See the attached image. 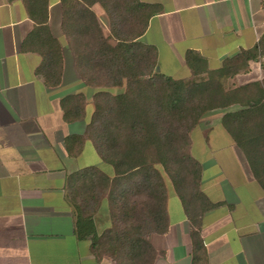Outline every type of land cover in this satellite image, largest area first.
<instances>
[{
    "label": "crops",
    "instance_id": "obj_1",
    "mask_svg": "<svg viewBox=\"0 0 264 264\" xmlns=\"http://www.w3.org/2000/svg\"><path fill=\"white\" fill-rule=\"evenodd\" d=\"M139 1L157 9L138 40L155 48L156 72L173 79L198 76L188 53L216 71L264 31L263 0ZM91 10L108 36L104 9L94 3ZM62 16L61 0H48V33L62 55L59 82L49 85L40 71L44 59L34 48L40 46L42 26L22 0H0V264H116L92 250L119 211L110 198L113 167L101 160L85 128L95 93L115 94L122 87L84 81ZM108 42L117 47L113 38ZM261 61L224 78V87L263 79ZM73 94L85 98L84 117L66 121L62 100ZM224 112H211L190 132V155L201 166L199 191L209 207L198 216L204 200L187 199L186 205L164 178L167 227L148 235L156 251L153 264H264V183L226 130ZM89 168L112 180L97 199L85 189L91 181L82 179ZM194 231L201 244L197 254Z\"/></svg>",
    "mask_w": 264,
    "mask_h": 264
},
{
    "label": "trees",
    "instance_id": "obj_2",
    "mask_svg": "<svg viewBox=\"0 0 264 264\" xmlns=\"http://www.w3.org/2000/svg\"><path fill=\"white\" fill-rule=\"evenodd\" d=\"M22 1L29 17L42 26L40 46H34L44 59L40 71L47 84H57L62 55L58 40L48 33V0ZM94 3L108 16V36L91 10ZM61 4L62 29L81 77L92 87H122L115 94L102 89L95 93L94 112L85 128L101 160L113 167L110 198L119 211L92 250L116 264H153L156 251L148 235L167 227L164 175L186 205L187 199L204 200L198 216L209 207L198 187L201 166L189 151L190 132L202 118L225 111L226 130L264 183V78L233 89L223 84L224 78L264 58V31L257 43L225 59L216 71L203 68L202 59L188 53L187 62L198 75L188 81L156 72L155 48L138 40L156 6L139 0H61ZM110 38L117 42L116 48L109 44ZM84 100L82 94L62 100L66 121L84 117ZM84 172L82 179L91 181L85 187L91 197L104 195L112 180L97 168ZM197 236L194 231L195 253L201 246Z\"/></svg>",
    "mask_w": 264,
    "mask_h": 264
},
{
    "label": "rangeland",
    "instance_id": "obj_3",
    "mask_svg": "<svg viewBox=\"0 0 264 264\" xmlns=\"http://www.w3.org/2000/svg\"><path fill=\"white\" fill-rule=\"evenodd\" d=\"M263 63H264V62L261 61V64H262L261 66H264ZM258 67H259V66H258ZM259 72H260V73H259L258 76H259V78H262V77L264 76V70H263V69H259ZM164 176H165L164 178L167 180L168 178L166 177V175H164Z\"/></svg>",
    "mask_w": 264,
    "mask_h": 264
},
{
    "label": "water",
    "instance_id": "obj_4",
    "mask_svg": "<svg viewBox=\"0 0 264 264\" xmlns=\"http://www.w3.org/2000/svg\"><path fill=\"white\" fill-rule=\"evenodd\" d=\"M159 70V67H156V71H158Z\"/></svg>",
    "mask_w": 264,
    "mask_h": 264
}]
</instances>
